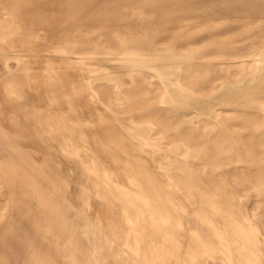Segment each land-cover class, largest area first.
Listing matches in <instances>:
<instances>
[{
  "label": "rangeland",
  "instance_id": "374dc122",
  "mask_svg": "<svg viewBox=\"0 0 264 264\" xmlns=\"http://www.w3.org/2000/svg\"><path fill=\"white\" fill-rule=\"evenodd\" d=\"M0 264H264V0H0Z\"/></svg>",
  "mask_w": 264,
  "mask_h": 264
},
{
  "label": "bare ground",
  "instance_id": "6f19581e",
  "mask_svg": "<svg viewBox=\"0 0 264 264\" xmlns=\"http://www.w3.org/2000/svg\"><path fill=\"white\" fill-rule=\"evenodd\" d=\"M133 56V55H132ZM138 57L140 58V56L138 55ZM236 62V61H235ZM175 71V70H174ZM174 71L173 73H171L172 75H174ZM176 72V71H175ZM169 77V76H168ZM174 79V78H173ZM184 88V87H183ZM180 92V91H179ZM182 93V92H181ZM183 94V93H182ZM187 94V93H186ZM186 96V95H185ZM250 100V99H249ZM251 101V100H250ZM203 102V101H202ZM202 104V103H201Z\"/></svg>",
  "mask_w": 264,
  "mask_h": 264
}]
</instances>
